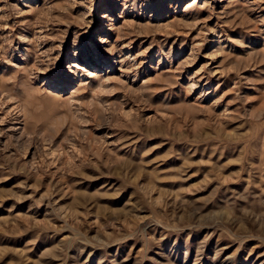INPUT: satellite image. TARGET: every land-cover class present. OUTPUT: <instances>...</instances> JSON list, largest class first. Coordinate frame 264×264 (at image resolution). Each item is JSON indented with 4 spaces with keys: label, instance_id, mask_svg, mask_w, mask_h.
Here are the masks:
<instances>
[{
    "label": "rangeland",
    "instance_id": "374dc122",
    "mask_svg": "<svg viewBox=\"0 0 264 264\" xmlns=\"http://www.w3.org/2000/svg\"><path fill=\"white\" fill-rule=\"evenodd\" d=\"M0 264H264V0H0Z\"/></svg>",
    "mask_w": 264,
    "mask_h": 264
}]
</instances>
